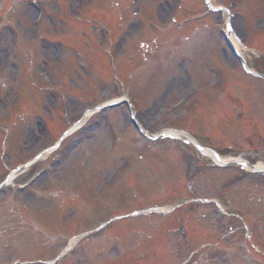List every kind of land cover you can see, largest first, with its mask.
Segmentation results:
<instances>
[{
	"label": "rangeland",
	"instance_id": "374dc122",
	"mask_svg": "<svg viewBox=\"0 0 264 264\" xmlns=\"http://www.w3.org/2000/svg\"><path fill=\"white\" fill-rule=\"evenodd\" d=\"M212 1L215 6L230 9L234 15L233 28L240 33L242 38L245 36L249 38V46L264 50V32L257 30V28L263 29L264 27V0ZM79 2L80 0H0V4L4 6L3 10L0 7V182L4 181L13 170L28 163L45 147L63 136L69 126L78 120L82 110L122 96L124 89L120 88L117 82L114 83V71L111 69L107 73L104 71L111 67L107 59L103 57L97 63L93 61L96 68L103 69L101 76L96 75V69L91 66L89 60L90 50L95 48L98 43L101 42L104 45L103 48L106 52L111 47L107 44L108 41L103 39L101 41L99 32L103 25L118 28V34L124 40V42H120L121 53L115 59L116 64H119L118 75L120 72L125 75H133L137 66L136 62L139 61L140 70L152 62L155 54L162 55L171 52L170 50L179 49L180 41L172 38L162 39L163 37L159 36L160 32L168 30L173 37L188 39L185 41L183 49L189 52H185V55L188 57L187 65L192 70L196 69L193 67V64H197L196 61L204 58L207 60L210 52L214 49L217 50L215 56L226 71H233L239 67L238 62L231 56L223 36L219 39L220 28L224 29L226 23H223L219 14L206 15L202 0H187L182 4V7L181 3H178L177 13L172 15L169 7H175V0H85V2L94 4H92L93 7H89L88 13L84 16ZM103 8L106 9L105 12H102ZM29 9H31V13ZM71 10L76 11V16L80 15L79 19H89V23L70 22L66 18V11L69 16L68 14L73 15ZM165 13L170 14L165 16ZM177 14L182 20H185L183 25L179 22L172 23L176 20ZM41 16H43L42 22L37 23L36 21ZM165 17L171 19L167 20ZM91 24L97 26V29L94 30ZM166 25L168 27H165ZM181 28H185V30ZM82 31L89 33L87 45L84 46L85 49L77 53L69 46L73 44L71 42L73 37L77 40L83 34ZM83 37L86 38L84 35ZM106 39H108V32ZM60 40H63L67 46H62ZM147 46L151 48L149 52H147ZM244 53L252 69L264 72V58L259 53L250 49H246ZM134 56H139L140 60H134ZM121 63L125 64L121 65ZM79 65L84 72L79 70ZM185 66H181V70L170 72L165 82L160 80L165 79L162 73L152 76L156 70L153 67H150L142 75L145 78L148 77L147 82L145 84V81L141 80L143 87L140 91L143 90V92L136 89L138 91L136 94L134 93V96L138 106L143 109L142 115L148 117L147 128L151 133H159L172 128L173 125H167L169 120H164L162 124L154 128H151V124L155 118L157 119L164 113L165 108H172L173 104L182 98L183 95L178 94L177 90L183 73L188 75L189 69L187 68L186 71ZM161 69L159 66L157 72ZM197 71L198 75L207 76L210 84L214 83V69L206 71L205 66L200 64ZM235 74L239 76L238 81L244 80L249 86L243 92L252 104L253 113L251 112L248 117L253 119L251 129H254V123L263 132L264 127L255 121L254 117L262 119L264 124V83L258 79L247 78L241 72ZM173 77L176 79L171 82ZM157 80L161 82L159 83ZM119 81L126 83L127 80L123 76H119ZM217 82L218 80L215 83L217 84ZM254 82H258L260 85ZM258 85L263 89L258 88ZM168 86L173 87L171 89L174 94L168 95L171 90ZM126 87L130 89L128 84ZM165 88L166 93H164ZM105 93L112 94L111 98L105 99ZM166 95L167 97H165ZM222 101L217 103V108L223 103ZM163 102L166 103L165 107H163ZM126 110L122 106L116 110L104 111L101 116H96V120L101 121V126L96 130L88 131L86 141L78 148H72L71 144L77 136L82 135L81 133L64 140L60 151L51 155L46 161H37L0 192V264L135 263L131 258H128L129 256L124 259H120V257L129 250V247L132 249L139 245L137 238L139 240L146 239L148 233L154 234V236L162 235L166 231L164 227L170 223L164 220L161 224L159 222L163 219L161 215L152 219L146 218L147 216L133 218L130 221V225L134 227L133 232L131 231L129 237H126L128 246L126 251H123L114 236L121 229L128 232L129 226L96 229L98 220L102 216V206L93 205L87 209V205H82L83 208L78 207L79 209H77L78 217L76 219L75 214L73 216L70 214V209L73 208L71 203L75 201L73 200L74 195L83 192L87 186H91L92 190L94 185H100L103 179H106L118 165L125 164L123 166L125 167L128 163L130 169L133 166L150 169L149 165L136 158L138 154L144 156V161L146 158L149 164L158 167L159 177L164 179L159 167L160 163L156 162L154 155L151 154L155 150H157V158L165 163L168 175H170L169 171H178L174 181V177H168L166 182L153 180L152 187L154 189L162 192L167 187V191L170 193L167 197L162 198L163 205L158 207L177 209L179 215L183 217L184 223L187 224L185 225L186 229L193 238L190 240V246L186 247L181 233L173 236L175 244L173 241L172 244H169L171 258L176 262V249L179 248L181 258H185L187 254L188 256L191 253L197 254L189 264L201 259L198 252L200 249L199 239L201 238L199 230L205 231L206 228L202 227L204 224L199 218L201 209H198L197 201L191 204L193 202L189 203L188 200L193 201V198H196L200 193L205 196L214 195L218 187L222 186L226 179L232 175L233 170H205L202 175L204 180L212 181L199 183L197 176L196 182L190 181L192 188L188 196V191L184 188L188 185L185 178L189 170V163L193 166L195 163L186 159L178 151L177 147L179 146L180 149L183 143L165 140L158 146L151 144L150 146H153L151 152L148 150L149 148H139L138 141H135L136 137L133 136L135 129L126 122ZM180 114L181 112L177 113V115ZM231 114V112L220 114L224 119H227L223 120V125L230 120ZM205 118L208 120L207 116ZM43 119L48 125L44 135L38 124ZM107 119H109L108 122ZM181 120L180 117L178 121ZM90 121L89 124L92 123ZM211 122L215 123L216 121L212 119ZM197 130H200L198 124ZM231 132H233V128H231ZM199 140H201L200 137ZM57 155L62 156V164L49 168L50 170L48 169L42 180H39L31 189H26L23 192L18 190V187L26 184L37 171L49 167L50 162ZM262 156L264 157V152ZM202 159L206 163L211 161L208 157ZM91 172L93 176H91ZM181 176L184 177L182 186L175 183L179 178H182ZM88 178V183H84ZM123 183V179H120L115 185L122 184L124 186ZM142 185H140V189L145 194L146 187H141ZM236 186L240 187L238 184ZM248 188L252 192L253 187L248 186ZM124 192L126 193V191ZM150 192L152 191H148L149 197H151ZM110 194L111 192H109V196ZM109 196L107 199H110ZM183 197L185 199L182 200ZM125 198L126 196L124 200ZM260 202L264 208V200H260ZM61 206L63 209H59ZM250 206V212H261L262 210L261 205L257 206L255 202H251ZM133 209L134 207L131 210ZM80 211L82 213H79ZM89 211L93 216L91 221L88 217ZM64 213L69 215L62 216ZM187 218L188 222H185ZM152 220L155 224H152ZM118 228L120 229L116 231ZM138 228H140V232L137 231ZM86 232L91 234L84 235L83 233ZM206 234L209 235L208 232ZM57 235H61L60 238L64 241L68 239L62 247L64 242L56 238ZM71 237L77 239L76 245L63 259L54 263L56 258L63 253ZM47 239H49L48 243H45ZM139 249L141 248L138 247L137 253ZM165 252V250L162 251L166 254ZM119 255L120 257L116 261L115 259ZM232 258L233 263L238 264V261L234 257ZM187 260L189 259L187 258ZM147 264H163V262Z\"/></svg>",
	"mask_w": 264,
	"mask_h": 264
},
{
	"label": "bare ground",
	"instance_id": "6f19581e",
	"mask_svg": "<svg viewBox=\"0 0 264 264\" xmlns=\"http://www.w3.org/2000/svg\"><path fill=\"white\" fill-rule=\"evenodd\" d=\"M29 12H30V10H29ZM232 43L236 46V42L234 41L233 38H232ZM50 152H51V150L48 151V152L46 153V155H49ZM256 168H257V169H264V165L260 163V164H258V165L256 166ZM10 181H11V179H10Z\"/></svg>",
	"mask_w": 264,
	"mask_h": 264
}]
</instances>
